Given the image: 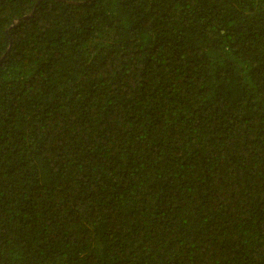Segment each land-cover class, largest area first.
Listing matches in <instances>:
<instances>
[{"label":"trees","instance_id":"trees-1","mask_svg":"<svg viewBox=\"0 0 264 264\" xmlns=\"http://www.w3.org/2000/svg\"><path fill=\"white\" fill-rule=\"evenodd\" d=\"M0 264H264V0H0Z\"/></svg>","mask_w":264,"mask_h":264}]
</instances>
